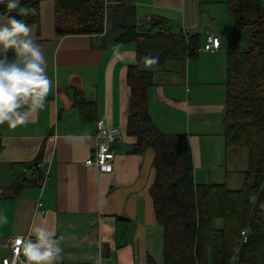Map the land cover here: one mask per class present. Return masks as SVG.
Masks as SVG:
<instances>
[{
    "label": "crops",
    "instance_id": "crops-1",
    "mask_svg": "<svg viewBox=\"0 0 264 264\" xmlns=\"http://www.w3.org/2000/svg\"><path fill=\"white\" fill-rule=\"evenodd\" d=\"M225 1L128 3L140 28L163 19L199 35L194 56L143 66L152 72L148 111L163 132L187 135L195 183L238 190L247 179L249 155L247 149L227 146L225 137L226 60L239 42ZM29 25L53 86L45 108L31 114L27 124L0 125V188L10 189L0 198L8 217L0 226V260L9 253L11 238L29 237L31 227L43 225L63 237L60 264H95L100 257L103 264H163L164 231L151 195L155 152L133 151L136 140L127 133V73L136 62L137 42L116 41L109 27L101 34L59 36L54 0H40L37 20ZM212 36L219 37V49H201ZM7 55L12 57L11 50ZM98 120L104 121L101 137ZM101 140L114 151L109 172L83 164ZM35 163L41 166L33 173L24 171Z\"/></svg>",
    "mask_w": 264,
    "mask_h": 264
},
{
    "label": "trees",
    "instance_id": "trees-1",
    "mask_svg": "<svg viewBox=\"0 0 264 264\" xmlns=\"http://www.w3.org/2000/svg\"><path fill=\"white\" fill-rule=\"evenodd\" d=\"M54 1L55 30L59 36L101 34L109 27L116 41L137 42L136 62L128 67L127 73L130 88L127 133L135 137L133 151L149 146L155 150L151 195L155 215L164 231L163 264H209L202 242L204 231L211 230L213 220L218 218L227 222L232 234L235 218H226L233 207L237 218L240 215L246 218L245 210L253 190L259 195L254 213L255 229L250 227L248 241L241 246V256L243 263L253 260L252 264H263L264 0L225 1L235 27L244 29L248 36H245L247 47L231 50L226 60V143L235 150L247 149L249 155L247 179L238 190L229 189L225 184L195 183L187 135L163 132L148 111L147 88L152 72L143 69V66H151L145 58H155L156 63L152 65L158 66L168 59L194 56L200 46L199 35L171 27L163 19L140 28L134 23V9L128 0ZM23 3L35 11L16 18L31 24L37 20L40 0H23ZM5 11V5L0 4V12ZM11 15L16 16V13ZM75 102L79 107L85 104L79 93L75 94ZM248 124L254 127L256 135L245 128ZM174 169H177L176 175L171 174ZM9 191L0 188V198L9 195ZM214 231L222 233V230ZM150 264L156 263L151 261Z\"/></svg>",
    "mask_w": 264,
    "mask_h": 264
},
{
    "label": "clouds",
    "instance_id": "clouds-1",
    "mask_svg": "<svg viewBox=\"0 0 264 264\" xmlns=\"http://www.w3.org/2000/svg\"><path fill=\"white\" fill-rule=\"evenodd\" d=\"M0 4L7 10L0 12V125L15 129L45 108L53 81L47 75L44 51L32 38L31 26L16 18L28 16L35 9L23 0H0ZM10 50L11 58L7 55ZM145 62L152 65L156 59L146 57ZM7 223L8 217L0 210V226ZM30 232L29 237L17 238L19 246L14 249V255L22 253V264H60L63 237L43 225L31 227ZM95 264H103L102 257Z\"/></svg>",
    "mask_w": 264,
    "mask_h": 264
},
{
    "label": "rangeland",
    "instance_id": "rangeland-1",
    "mask_svg": "<svg viewBox=\"0 0 264 264\" xmlns=\"http://www.w3.org/2000/svg\"><path fill=\"white\" fill-rule=\"evenodd\" d=\"M237 35H238V49H243L247 47V34L246 31L242 28H236ZM245 36H247L245 38ZM236 49V48H235ZM234 50V49H233ZM249 121V120H247ZM248 128L253 135H256V131L252 125L248 124L245 126V128ZM154 150L153 147L149 146ZM148 148V147H147ZM155 152V150H154ZM263 155V154H262ZM155 158V155H154ZM177 169L172 170L171 174L176 175ZM263 176H264V170H263ZM264 179V178H263ZM258 192L253 190V194L249 197V206L246 207V218L243 219V216L240 215L238 218L236 217L235 208L233 207L230 211L231 214H229V217L226 218V220H231L232 224H235V230L232 229L233 233L230 234L229 227L227 225V222L224 219H214L212 222L211 230L204 231L202 238V242L204 243L205 247L204 249L207 252V257H209V264L213 261V264H219L220 261H222V264H230L231 256L232 254L238 249V259L235 264H252L253 260H251L248 263H243V259L241 256V246L240 244V234L243 229H248V232H250L251 229H255V218L254 213L256 211L255 207H257V199H258ZM262 211L261 213H263ZM238 220V221H237ZM229 222V221H228ZM231 226V224H230ZM214 230H222L220 232H216ZM225 238H224V237ZM247 242V241H246ZM244 242V243H246ZM227 254V255H226ZM264 264V263H263Z\"/></svg>",
    "mask_w": 264,
    "mask_h": 264
},
{
    "label": "built area",
    "instance_id": "built-area-1",
    "mask_svg": "<svg viewBox=\"0 0 264 264\" xmlns=\"http://www.w3.org/2000/svg\"><path fill=\"white\" fill-rule=\"evenodd\" d=\"M264 5V2H263ZM220 47V39L218 36H212L210 40L202 46L201 49L214 52L218 50ZM104 132V121L98 120L97 121V137H101ZM109 135L108 137L110 138ZM113 137V136H112ZM113 159H114V151L110 146L109 141L101 140L98 141L95 147L92 149L90 156L84 161V166L96 167L100 172H109L113 168ZM41 163H35L27 168L24 169L27 173H33L37 167H40ZM46 183V178L39 180V184L43 187ZM264 186V179L261 185V188ZM39 206H42V203H38ZM248 229H243L240 233V244L248 241ZM18 237L24 236H15L10 240V249L9 253L3 256L0 260L1 264H4L5 260H7L8 264H22L23 255L16 256L14 255V249L17 248L19 245L17 243ZM238 259V249L232 254L230 264H235Z\"/></svg>",
    "mask_w": 264,
    "mask_h": 264
}]
</instances>
